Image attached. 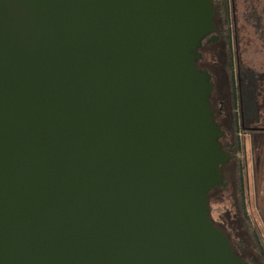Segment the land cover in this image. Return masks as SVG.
Here are the masks:
<instances>
[{"label":"water","instance_id":"obj_1","mask_svg":"<svg viewBox=\"0 0 264 264\" xmlns=\"http://www.w3.org/2000/svg\"><path fill=\"white\" fill-rule=\"evenodd\" d=\"M210 0H0V264H249L208 216L223 133Z\"/></svg>","mask_w":264,"mask_h":264},{"label":"rangeland","instance_id":"obj_2","mask_svg":"<svg viewBox=\"0 0 264 264\" xmlns=\"http://www.w3.org/2000/svg\"><path fill=\"white\" fill-rule=\"evenodd\" d=\"M228 2L231 6V0ZM234 7L235 35L233 37L231 35L230 43H228L232 54L231 72L235 86L239 71L249 78L246 80L254 82L251 84L254 95L248 108L253 120L246 124L244 134L241 131L238 132L240 145L243 146L244 152L239 151L236 154V160L241 166L245 160L247 166L246 170L240 174L243 178L241 200L237 199L239 195L236 197L232 190L234 172L228 165L226 169H228L229 176L224 175L227 178L225 179L226 187L221 193L212 196L209 206L212 219L215 222L221 221L226 224L227 234L232 244L238 246L237 241L240 240L244 244L245 254L255 258L253 234L256 235L264 249V130L254 131L257 125L256 129L264 127V0H235ZM229 28L232 30V27ZM216 42L209 45L211 49L209 52L203 53V64L207 69L203 68L209 71L210 76L215 80V86L219 82L223 86L224 90L214 91L213 100L217 105L219 102L225 104L224 107L227 108L228 50L226 49V52L222 50L223 42L218 44ZM239 79L241 86L247 84L241 81V76ZM240 108L241 105L238 103L234 110L237 118L240 116ZM232 225H236L235 230Z\"/></svg>","mask_w":264,"mask_h":264},{"label":"trees","instance_id":"obj_3","mask_svg":"<svg viewBox=\"0 0 264 264\" xmlns=\"http://www.w3.org/2000/svg\"><path fill=\"white\" fill-rule=\"evenodd\" d=\"M210 1H211L213 10H214L213 27L215 28L216 36L218 37L216 44H218L219 42L220 43L223 42L222 50L224 49L225 52H226V49L228 50L227 52L228 61H227V68H226L227 76H228V85L226 86L227 88L226 91L228 93L227 108L224 107L225 104L223 105L221 102H219V105H217L215 100H213L214 91L217 90L220 92L224 89H223V86L220 85L221 84L220 82L215 86V80L213 79L212 76H210L209 71L206 70L207 67H205V65L203 64V53L209 52L211 50L209 46L210 44L206 42H202L201 48L199 50V52L202 54V58L196 61V67L198 68V70L205 71L213 80V90L210 95L209 103L211 106V110L213 112V120L220 127L223 133L221 139H219L221 151L230 156V160L228 161V163L219 168L221 170V176L223 178V182H226L225 179L227 178H225L224 175H227V177L229 176L228 175L229 173H227L228 169L226 168L228 167V165L231 166V169L234 172L233 176L231 174L233 178L232 179V184H233L232 190L234 192V195L236 194V197L239 195L237 199L241 200L242 195H243L242 194L243 178L241 177L240 174L242 173L243 170L244 171L246 170L247 166H246L245 160L243 161L244 164H242V166L236 160V154L239 151L244 152L243 146L240 145V139H239L240 137H239L238 132L241 131L244 134L245 133L244 131L246 130V126H247L246 124H248L249 122H252L253 120L250 117L251 113L250 111H248V108L250 106V102L254 95L253 90L251 89V84H254V82L252 79H250L252 81L246 80L249 78H246L243 75V73H240V71L238 72V78H237L238 91H237V85L235 86V82H233V76L231 72L232 54H231L230 46L228 45V43H230L231 35L232 37L235 35L234 33L235 31L234 27H235V22H236L235 7H234L235 0H231L232 2L231 6L229 5L228 0H210ZM229 27H232V30H230ZM203 67H205L206 69ZM240 76L242 77V80H241L242 82L244 81L247 82V84H244V86H241L242 83L240 82V79H239ZM238 103H240L241 105V108H240L241 111H240V116H239L240 119L237 118V116L234 114L235 106L237 107ZM220 105H222V107H220ZM254 112L256 111L254 110ZM256 128H254L255 129L254 131L264 130V127H260L259 129L261 130L256 129ZM223 190L224 188H222L221 186H216L208 193L206 204L208 207V216L210 220L212 221L213 225L218 230H220L223 233V235L226 237L235 256L248 262L249 264H264V249L255 234L252 235L254 238V246H253L254 252L253 253H255V258H253L245 254L243 242L238 240L237 241L238 246H235L232 244L231 239L229 235L227 234L228 230H227L226 224L221 223V221L215 222L212 219L210 215L209 201L212 198V196H214L215 194L219 192L221 193ZM232 228L235 230L236 225H232Z\"/></svg>","mask_w":264,"mask_h":264},{"label":"flooded vegetation","instance_id":"obj_4","mask_svg":"<svg viewBox=\"0 0 264 264\" xmlns=\"http://www.w3.org/2000/svg\"><path fill=\"white\" fill-rule=\"evenodd\" d=\"M211 44V43H210Z\"/></svg>","mask_w":264,"mask_h":264}]
</instances>
